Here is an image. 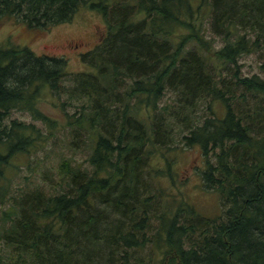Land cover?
<instances>
[{
    "label": "trees",
    "instance_id": "1",
    "mask_svg": "<svg viewBox=\"0 0 264 264\" xmlns=\"http://www.w3.org/2000/svg\"><path fill=\"white\" fill-rule=\"evenodd\" d=\"M80 7L106 25L81 54L89 71L0 44V178L42 133L8 123L13 110L58 128L37 106L43 89L60 101L68 145L85 156L54 162L55 192L34 184L13 197L0 264H264V0H0V21L45 30ZM254 52L262 74L247 75L240 58ZM179 148L199 149L201 188L221 195L222 215L160 184H175L169 153ZM11 187L0 184L2 204Z\"/></svg>",
    "mask_w": 264,
    "mask_h": 264
},
{
    "label": "rangeland",
    "instance_id": "2",
    "mask_svg": "<svg viewBox=\"0 0 264 264\" xmlns=\"http://www.w3.org/2000/svg\"><path fill=\"white\" fill-rule=\"evenodd\" d=\"M205 21V20H204ZM103 16L90 7H80L74 18L67 23L56 25L50 29H28L25 25L17 23L13 19L0 21V44L26 45L38 55L60 56L68 60L70 72L89 71L91 68L81 60V54L94 49L105 34ZM206 37L211 38L205 31ZM261 52L244 54L240 58L243 71L247 75L261 73ZM59 100L48 89H43L37 101V106L46 115L58 119V128L65 124L64 115L59 107ZM206 104L200 106V113ZM213 110L219 117L226 115V108L220 101H214ZM225 117V116H224ZM12 120L32 124L35 123L41 129V135L35 136L36 148L29 153L17 154L10 158V165L5 167L4 176L0 178V184L5 186L11 181V189L7 194L4 204L0 202V223L4 211L14 202L13 197H19L22 192L33 185H43L50 191L60 189L55 179L56 170L54 162L61 156L75 159L77 164L84 160L81 149H72L68 145L64 132L61 129L47 126V124L34 120L31 114L23 110H13L7 122ZM58 130V131H57ZM57 131V132H56ZM54 132L57 136H54ZM6 148L0 146V154L6 153ZM173 163L176 177L175 184L164 177L160 184L166 191L177 198L188 201L199 212L210 217L222 215L221 195L218 192H206L201 188V180L197 168L201 164V154L198 148H179L169 153ZM155 164L164 167V159L155 158ZM53 170V179L48 181L44 173ZM17 207V206H16ZM0 252L4 255L6 250L0 241Z\"/></svg>",
    "mask_w": 264,
    "mask_h": 264
}]
</instances>
